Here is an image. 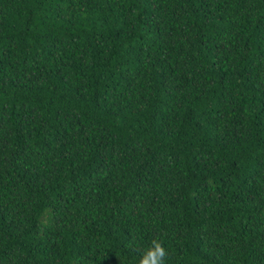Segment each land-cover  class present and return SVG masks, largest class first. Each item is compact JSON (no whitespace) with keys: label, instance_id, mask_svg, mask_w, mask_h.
Returning <instances> with one entry per match:
<instances>
[{"label":"trees","instance_id":"trees-1","mask_svg":"<svg viewBox=\"0 0 264 264\" xmlns=\"http://www.w3.org/2000/svg\"><path fill=\"white\" fill-rule=\"evenodd\" d=\"M264 264V0H0V264Z\"/></svg>","mask_w":264,"mask_h":264},{"label":"clouds","instance_id":"clouds-1","mask_svg":"<svg viewBox=\"0 0 264 264\" xmlns=\"http://www.w3.org/2000/svg\"><path fill=\"white\" fill-rule=\"evenodd\" d=\"M168 256L169 251L164 246L163 240L154 238L150 246L142 253L138 264H166Z\"/></svg>","mask_w":264,"mask_h":264}]
</instances>
